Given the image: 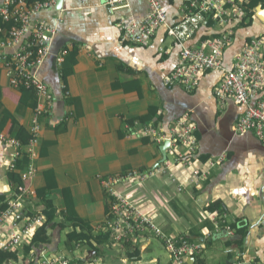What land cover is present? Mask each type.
<instances>
[{
  "label": "crops",
  "instance_id": "obj_1",
  "mask_svg": "<svg viewBox=\"0 0 264 264\" xmlns=\"http://www.w3.org/2000/svg\"><path fill=\"white\" fill-rule=\"evenodd\" d=\"M160 1L166 8V25L145 46L122 44L118 27L121 16L144 19L148 7L143 0H132L128 9L118 12L110 10L108 0H57L52 8L31 16V24L44 22L54 32L49 56L34 69L48 86L52 104L40 119L32 161L36 172L24 183L28 190L24 210L1 227L0 237L20 235L27 215L42 214L44 192L58 213L69 210L86 221L94 234L100 233L97 230L108 212L100 178L163 168L161 146L130 134L129 129L138 132L134 124L152 115L168 136L176 121L186 118L195 126L197 154L183 165L166 153L170 161L166 173L121 190L127 189L135 206L151 212L164 233L196 236L194 242L202 249L187 259L188 264H264V138L236 132L244 107L231 99L221 104L215 98L220 71L205 73L193 92L164 84L180 60V46L168 38L166 30L178 25L189 7L185 0ZM225 9V27L208 14L185 46L197 48L224 29L232 30V43L223 56V67L231 69L250 40L264 37V24L254 13L250 26L238 27L239 7ZM17 47L0 51L8 57ZM65 47L77 53L71 75L62 80L58 57ZM34 102L32 98L22 100L21 93L10 87L0 64V133L27 139ZM12 151L0 141V194L7 197L14 195L28 165L26 159L23 166L8 169ZM219 158L223 160L217 163ZM215 202L224 206V216L206 210ZM38 228L33 225L30 239ZM70 231L46 227L48 244L29 258L45 251L81 264H171L161 242L152 237L139 242L136 260H129L115 243L105 246L100 258L90 259L88 247H79L72 254L65 248ZM29 238L17 250V259L6 264H26L20 251Z\"/></svg>",
  "mask_w": 264,
  "mask_h": 264
},
{
  "label": "built area",
  "instance_id": "obj_2",
  "mask_svg": "<svg viewBox=\"0 0 264 264\" xmlns=\"http://www.w3.org/2000/svg\"><path fill=\"white\" fill-rule=\"evenodd\" d=\"M57 0H38L27 4V0H2L0 3V20L4 22L15 19L20 26L12 27L8 35L0 39V50L10 46H18L11 56H4L0 51V64L8 78L10 87L16 91L20 88H33L38 99L33 111V119L28 142L22 144L15 138L0 134V141L13 148L10 154L8 169L14 170L16 162L25 156L28 160L26 172L21 175V181L26 183L36 168L33 158L36 154L41 131L40 119L52 104L48 86L34 73V69L49 56L53 43V30L44 22L31 24L30 18L44 10L52 8ZM132 0H108L107 5L112 11L129 8ZM148 11L143 20L135 21L129 16H121L118 27L122 32L120 42L134 46H145L158 30L166 25V8L160 0H143ZM189 10L179 24L167 27V36L180 46V60L175 69L164 79L168 87L182 86L187 92H193L205 73L218 70L221 73V83L215 89V98L221 104L231 99L235 104L244 107V113L235 124L236 132H252L257 138H264V37L250 40L234 59L231 69L223 67V56L226 48L232 43V30L224 31L213 40L203 42L197 48L186 47L196 30L204 23L208 14L219 19L220 25L226 24L224 17L228 16L225 5L227 0H185ZM65 51H61L58 64L61 63ZM33 55H35L34 58ZM133 127L138 132L130 134L138 138L148 139L151 143L162 145L169 141L166 153L170 154L175 163L185 165L197 154L198 141L195 136V126L186 118H181L169 129L168 136L163 134L159 125L135 123ZM223 158L216 160L217 163ZM169 160L162 163L163 168L149 172L128 171L120 175H110L100 178L103 191L111 198L109 211L99 226V232L109 233L115 244H122L125 240L141 242L152 237L161 242L169 256L171 264H188L187 259L200 254L202 246L190 242L185 236L166 234L155 221V216L135 206L126 194L130 185L151 179L156 174L166 173ZM213 164V163H212ZM174 182V179L172 180ZM127 189L121 190V188ZM25 185H19L8 202L5 212L0 215V229L15 214L24 210ZM45 223L42 214L27 215L22 233H12L8 238L0 237V250L14 252L27 242L33 231V225L39 228ZM218 227V222L215 223ZM38 228V229H39ZM37 229V230H38ZM36 233V232H35ZM31 241L29 238L28 242ZM34 264H76L65 256L48 255L41 252L35 258ZM233 264H244L237 261Z\"/></svg>",
  "mask_w": 264,
  "mask_h": 264
},
{
  "label": "trees",
  "instance_id": "obj_3",
  "mask_svg": "<svg viewBox=\"0 0 264 264\" xmlns=\"http://www.w3.org/2000/svg\"><path fill=\"white\" fill-rule=\"evenodd\" d=\"M38 0H27V4H32ZM232 5H236L239 7V10L242 14L241 20L238 22V27L245 28L252 24V20L254 18V13L256 7L259 5L264 8V0H227V4L225 5L226 8L231 7ZM14 26H20L15 19H10L8 22H4L0 20V39L6 37L8 35L9 30ZM65 53L62 56V60L60 63V76L62 80H65L69 75L72 73L73 65L76 62V49L72 48L71 50L67 47L63 48ZM33 55L32 58H34ZM19 92L21 93L22 100L23 98H32L34 102L33 107L36 108L38 99L36 97L35 90L33 88H20ZM34 111V110H33ZM153 123L154 125H158V120H155L152 115L140 120V124H148ZM1 134V133H0ZM4 135V134H3ZM6 136V135H5ZM9 137V136H6ZM18 141L21 143H27L29 139V135L27 139L22 140L20 136H16ZM22 140V141H21ZM22 143V144H23ZM25 156L20 158L16 162L15 167L18 168L19 166H23L27 160ZM19 185H24L23 182L19 180ZM17 188V187H16ZM15 188V190H16ZM105 193V192H104ZM38 196L41 194L38 192ZM107 198V211H109L111 198L105 193ZM44 197V198H43ZM44 209L42 210V215L45 217V223L42 227H40L36 233L32 236L31 241L28 244L23 245L22 250L20 251V256L26 262V264H34V260L36 257L31 260L29 257L30 255H35V251L39 250L40 247L48 244L49 238L45 234V228H60L62 230L66 228H71V231L66 235L65 241V248L68 252L74 253V251L79 247H88V253L91 255L90 259L100 258L102 257L105 246L112 247L113 243L112 237L109 233L100 232L94 234V230L89 224L74 215L71 211H66L63 213H58L53 201L46 195L41 196ZM13 199L12 197H7L4 194H0V215L7 210L8 202ZM206 210L211 212H218L220 216H224L226 214L224 210V206L221 202L211 203L206 207ZM35 214H31V217H34ZM100 226H102L100 224ZM196 236L193 237H186L190 242H194L197 238ZM122 251L125 252L128 259L136 260L139 257V241L133 242L132 240H125L122 244L119 245ZM18 252H5L0 250V264H6L9 260H16ZM19 254V253H18ZM73 263L81 264V262L73 260Z\"/></svg>",
  "mask_w": 264,
  "mask_h": 264
},
{
  "label": "water",
  "instance_id": "obj_4",
  "mask_svg": "<svg viewBox=\"0 0 264 264\" xmlns=\"http://www.w3.org/2000/svg\"><path fill=\"white\" fill-rule=\"evenodd\" d=\"M255 15L259 19V21H261L264 24V8H262V6L259 5L258 7H256V9H255ZM169 146H170L169 141H165L161 145L160 150H161V154H162V159H161V162L160 163H163L165 161V159H166V150L169 148Z\"/></svg>",
  "mask_w": 264,
  "mask_h": 264
},
{
  "label": "rangeland",
  "instance_id": "obj_5",
  "mask_svg": "<svg viewBox=\"0 0 264 264\" xmlns=\"http://www.w3.org/2000/svg\"><path fill=\"white\" fill-rule=\"evenodd\" d=\"M153 246H154V248H157V242L155 240L153 241ZM14 252H17V251H14Z\"/></svg>",
  "mask_w": 264,
  "mask_h": 264
}]
</instances>
